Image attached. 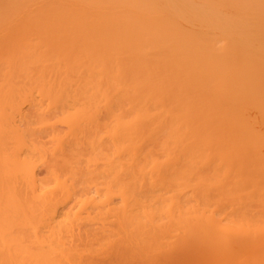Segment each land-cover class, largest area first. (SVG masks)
Listing matches in <instances>:
<instances>
[{
    "label": "bare ground",
    "instance_id": "obj_1",
    "mask_svg": "<svg viewBox=\"0 0 264 264\" xmlns=\"http://www.w3.org/2000/svg\"><path fill=\"white\" fill-rule=\"evenodd\" d=\"M53 1L57 4L54 16L50 19L41 15L35 18L34 14L40 9L39 3L35 10L24 13V15H32L28 22H22L18 10L0 7V264H13L16 260L20 264H56L57 261L59 262L57 264L60 262L66 264H223L220 252L211 248L217 238L215 236V232L219 231L217 228L213 231L215 240L213 238L212 241L202 240L199 236L197 238V235L189 230L185 232L180 241L173 245L146 250L139 249L138 244L133 247L131 242H128V233H124V236L120 235L121 230L129 224V215L124 211L129 206L132 187L129 181L124 183L120 180L115 162L117 163L118 154L121 152L119 143L123 142L121 144L123 145L125 141H129V144L126 143L130 149L135 143L133 135L139 129L134 126L135 120H132L131 116L129 118L128 115L125 116L127 120L119 116V107L122 108L124 105L122 99L119 103L123 93L119 95V90L115 91L101 84L99 75L95 78L91 75L88 78L86 69L91 70V74L94 73L92 70L94 66H98L100 71L104 69L106 65L102 60V51L109 52L111 50L109 48L117 45L115 42L119 41L118 39L116 41V38H120V43H122L120 50L126 47L124 42L129 43L127 41L129 37H134L136 42L137 40L141 42L143 39L145 42L147 38L150 43H157H153L157 47L151 46L152 43L150 45L147 41L148 47L143 44V47H146L144 49L139 46L142 41L140 44L138 42V48L135 43L132 45L135 48L131 49L133 51L128 50L130 49L129 44V48L125 49L126 53H123V48L121 50L124 54V56L121 54L123 61L127 59L125 56L131 57V53L136 52L138 60L139 58L141 61L145 60L146 65L142 66H147V70L143 69L147 71V74L144 73V79L136 80L137 78H134L138 74L136 72L140 71L137 67L144 61L139 63L140 61L135 60L137 67L132 64H135L134 60L131 64L129 62L137 70L135 72L134 68L123 65L129 68L125 71H130V76L134 78V81L130 78L131 82L126 80L127 84H130L128 85L130 89L134 88L133 90L136 91L138 88L145 87V92H147L146 88H150L149 94L145 93V97L153 95L155 98L144 97L143 102L149 99L152 103L155 101L158 107L165 105L166 102L171 105L173 103V109L175 105L176 107L178 105V108L174 110L179 109L178 116L182 115L183 118L188 117L189 112L192 111L191 107L195 106L191 101V110L188 108V102L191 100L188 94L192 91L197 90L199 93L194 102L197 101V105L206 106V111L212 112L210 114L213 119H215L214 115L217 119L220 117L217 108L214 110L215 103L219 104L222 99L226 98L222 97L227 95L226 99L229 103L227 104L228 110L225 108L227 110L225 112L230 113L228 115L235 113V119L230 120L232 124L233 121H238L236 118V115L240 113L238 108L243 104L237 99H240L241 95H246L245 92V94L237 95L235 88L237 84L233 83L237 82V78L234 77L237 76L236 74L239 76L240 73L244 76L245 72H251L255 77L259 74L258 70L261 73L264 72V0H195L190 1L189 5L184 4L186 0ZM192 10L195 14L191 15ZM186 11L191 16L185 17L183 14ZM101 22L105 29L93 28V25ZM182 26L185 29L180 30ZM222 26H226L227 30H224L223 35L215 40V43L218 40L224 41L222 47V43L205 42L206 32H210L212 27L219 29ZM195 28H201V32L199 33V30ZM53 30L56 32L52 36ZM58 33H60L59 36ZM88 34L93 37L91 44L88 42L85 44V40L90 38ZM102 38H104L102 41L106 40L109 44L104 42L99 46ZM239 38L244 42L242 41L236 50L232 45L237 41L232 44L229 41L234 39L239 41ZM203 41L209 45L206 47ZM214 45L218 46V49ZM49 46H51L50 49ZM155 50L162 51L166 55L162 57V54L155 53ZM117 51L120 54V51ZM93 53L94 55L99 54L95 57ZM94 58L97 60L95 61ZM246 60L251 61L252 64L246 62L248 63L246 65ZM243 63L246 66H241ZM238 66L247 71L241 70L242 73L238 70L237 73ZM231 68L236 70L232 72ZM230 69L232 73L236 72L232 74L234 76L232 78ZM204 70L207 73L213 71L209 74L211 79L215 74L222 73L223 75L228 70L227 76L231 79L226 78L230 85L228 84L225 90L219 92L221 90H217L218 87L207 84L205 79L207 76L202 72ZM254 70H257L256 75H253ZM132 72L135 74L133 75ZM194 73L197 74L194 75ZM188 74L190 76L193 74L192 78ZM251 74L248 75L249 78L252 77ZM259 75L262 76V74ZM245 78L247 79L246 76ZM253 80L250 79L252 83ZM261 80L264 81L263 78ZM124 82L126 87V82ZM169 84L173 88V90L169 89L171 90L168 94L169 97L171 95L170 98L166 97L168 88L164 87L165 85L170 86ZM231 84L235 87L233 88ZM254 84L256 82L252 84L253 86L250 85L254 87ZM129 87L126 88L128 91ZM162 89L166 93H163ZM127 90H124L125 94H128ZM160 91L163 96L157 95ZM132 93L133 97L138 92L133 93L134 95ZM186 93L187 98L183 97V99L182 95ZM263 93L261 92L262 96ZM131 95L125 96V101L130 102ZM235 95L238 97L233 98ZM164 98H167V101ZM260 98L263 102L264 99ZM133 99L139 98L134 97ZM182 102L186 105L184 106ZM133 103L130 102L129 105ZM236 104L238 105L234 109ZM251 104L244 103L248 106ZM125 106L123 109L127 110L128 107L125 108ZM248 106L246 108L251 109ZM130 109L132 110L131 106ZM225 112L220 113L223 115ZM164 115L162 113L160 118L157 116V124L159 123L157 126L160 127L162 124L165 129L170 125L165 118L163 119ZM221 117L223 118L224 115ZM229 117L234 118L232 115ZM222 118H220L221 121L224 120ZM225 120L223 122L213 120L209 130L215 132L211 131L210 134L213 132V136H216L215 134L221 132L216 128L221 127L224 132L232 134V126L230 123L231 128L229 124L224 126ZM235 125L234 123L233 127ZM237 126L236 129L234 128L235 131L238 129ZM226 127H229V131H226ZM233 135L228 136L229 139L233 138ZM244 139H240L243 143L239 140L242 147L237 145L242 150H245L243 145L247 141ZM130 143L133 145L130 146ZM230 145L229 143L228 146ZM252 148L254 147L249 149L254 150ZM249 149L248 154L252 156L254 152H249ZM237 152L240 153L241 150ZM129 157L127 164L130 166L132 160ZM243 169L242 167L240 171ZM256 171L260 173L261 169H256ZM238 173L236 176L241 177H238L237 181L242 183V179L239 180V178H243V175H238ZM259 173H253L255 176L260 175L258 176L260 179L253 175L254 179L259 180L257 183L264 184L262 181L264 174L261 177ZM118 180L124 184L121 182L122 184L119 185ZM239 245L245 250V256L242 261L239 260L234 264H264V231L254 236L243 234ZM81 249L82 252L87 251L85 255H89L82 258V255H79Z\"/></svg>",
    "mask_w": 264,
    "mask_h": 264
},
{
    "label": "rangeland",
    "instance_id": "obj_2",
    "mask_svg": "<svg viewBox=\"0 0 264 264\" xmlns=\"http://www.w3.org/2000/svg\"><path fill=\"white\" fill-rule=\"evenodd\" d=\"M186 1H187V3H186ZM186 1H184V4L189 5L190 1L192 2L195 0H186ZM37 4H39L40 9L38 12H36L34 14L35 18L37 16L41 15L43 17L45 16V17L50 19L51 16L55 15L57 4H55L53 0L52 1L51 0H0V7L12 8V9L18 10L20 13V16L22 18V22H28L29 17H31L32 15H27V14L24 15V13L29 12V11L32 12V10H35L38 7ZM190 4H192V3H190ZM193 4H194V2H193ZM178 5H179V3H178ZM33 12H35V11H33ZM184 13L188 14V11H186ZM192 13H193V10H192V12L190 11L191 15H192ZM185 14H183L185 17L191 16L190 14H188V15H185ZM193 14H195V13H193ZM31 20H33V19H31ZM31 23H32V21H31ZM23 24H25V23H23ZM32 25H34V24H32ZM79 26H80V24L77 25L78 28H79ZM30 27H31V25H30ZM61 27H62L61 29L64 30L63 26H61ZM94 27L99 28V29L101 28V30L105 29V26H103L102 22L99 23L98 25H93V28ZM195 27H199V26H195ZM59 28L60 27H58V29ZM87 28H89V27H87ZM212 28L213 29H210V32L208 31L210 34H208V32H206L207 33V36H206V33H205V36H204L205 42L210 43L211 41H214L213 43H215V40L219 39L220 36L223 35L224 30H227L226 26H224V27L222 26L219 29L217 27H212ZM85 29H86V27H85ZM91 29H92V26H91ZM182 29H185V28L182 26L180 28V30H182ZM200 29L195 28V30H199V33L201 32ZM62 30H59V31L63 33ZM92 31H94V30H92ZM183 31H185V30H183ZM55 32L56 31L53 30L52 36L55 35L54 34ZM57 32H58V30H57ZM194 32L196 33L198 31H194ZM225 32H227V31H225ZM91 33L93 34V32H91ZM59 34L60 33H58V36H59ZM213 34H215V36H213ZM88 35H90V34H88ZM87 36H86V38H87ZM208 36L211 39L208 38ZM213 37H214V40H213ZM92 38L93 37L90 35L89 40H87V39L85 40V44L87 42H88V44L89 43L91 44ZM129 38L127 40V41H129V43L124 42L126 47H122L123 50L121 48V50L124 51L123 53H126L125 49H128L130 47V49H128V50H131L134 47L132 45L135 43L136 45L135 44L134 45L137 46V44L139 42L138 40L136 42V40H134L135 39L134 37H131L130 39L132 40L134 38L133 40L135 42L133 40H132L133 41L132 42ZM103 39L104 38H102L100 40L101 42H100L99 46L101 44L103 45L104 42L107 43L106 40L102 41ZM117 39L119 42H115V44L117 43L118 46L115 45L113 47L114 48L113 51H112L113 48H109V49H111L109 52L107 51L109 49L105 50L107 52L102 51V55H103L102 60H104V63L106 65L104 67V69H101V71H100L98 66H94L92 69L94 73L91 74L92 73V72H90L91 70L86 69V71H88V73L90 72L89 73L90 75L87 72H86V75L88 76V78L91 75H93L94 78L99 75L100 82H102L101 84H104V86L107 85L111 89H114L115 91L119 90L118 94L123 93L122 95L124 97L121 95L123 98L118 96V97H120L119 103H120L121 99H122V101L123 100L125 101V96H127L128 94L131 95L132 92L134 94L138 92L135 95L139 99H133L132 100V98H134V97L137 98L133 93L132 94L134 96L133 97H132V95L130 96L131 101L130 100L129 101L131 103H133L132 101H134L133 105L132 104L129 105L130 102H128V101H125V102L123 101V103H124L123 107L126 104L127 105L125 106V108L128 107V105H129L127 110L123 109V107L122 108L119 107V110L121 111V113L119 111L120 118L123 119L125 116L127 117V115H128V118H129V116H131L132 120H135V122L133 121L134 126L138 127V129H139V131H137L136 130L137 128H134L137 131V132L135 131V133L133 135L134 140L132 138L133 142H135V143H134V145L132 144L133 146L130 143V146H132V147H130V149H128V145H127V143L129 144V141H125L123 145H121L123 142L120 141L121 142V144L119 143L120 149L119 148L118 149L121 152H119V154H118V158L116 160L117 163L115 162V165H116L115 168H117V171L120 174V176H119L120 180L124 181V183H125V181L126 182L129 181V183L131 184V187H132V190H131L132 197H131V200H129V204H128L129 206L127 205L128 207H126L125 208L126 210L124 211L126 214L129 215V218H128L129 224L126 226V228L124 230H121L122 232L120 233V235L124 236V233H128V235H129L128 242H131L133 247H136V244H138L139 249L146 250L148 248H150V249L166 248L169 245H173V244L177 243L178 241H180V239L184 236L186 231L191 230V232H194L197 235V238L199 236L202 240L207 241V239L211 240L213 238L215 240V236L217 237L216 240L211 245V248L217 249L220 252V254L222 255V258H223V264H234L235 262H237L239 260L242 261L243 257L245 256V250L239 245V241H240L241 236L243 234H249V235L254 236L256 234L258 235L261 231H264V188H263L264 184L262 183L263 184L262 185L261 182L257 183L259 181L258 179H260V177L258 178V176H260V175H258V176L256 175L258 179H254L256 176H255V174H253V173H259V171L258 172L256 171V169H259V168L261 169L260 173L263 170V172L261 173V177L264 174V124H263L264 121H261L262 119H264L262 117L263 116L262 113L264 110V107H263L264 106V100L262 102V100L260 98V97H262V99H264L263 98L264 88H262V86L264 84V83L262 84V82H264V81H262V80L260 81V79H262V78L264 80V77H262L264 72H262V73H261V71L259 72V70L256 67V69L258 71L254 70L255 72L253 71L254 72L253 75H256L257 73H259V74H262V76H260L258 74L255 76L256 77L255 78L254 76H252L251 72L246 73L245 72V71H247L246 69L244 71V70H242L243 69L242 67L240 69L238 66L237 73L239 70V72L244 71L247 74L246 75L244 73L243 74L244 76L240 75L241 73L239 74V76H241L240 78H244L242 80L239 78V76H238V74H236V72L232 73L236 69L233 70L234 68H231L233 70L232 72H231V69L229 70V72H231L230 73L231 78L233 76L232 74L237 75L235 77L233 76L235 79L237 78V80H236L237 82H233L234 84L235 83L237 84V85L235 84L236 87L231 84L233 86V88L234 87L236 88L237 95L238 94L241 95V93L242 94L246 93V95H244V96L239 95L241 98L237 99L240 101L241 104L242 103L243 104L239 105V108H238V109H240V111L238 110V112H240V113L238 114V112H237L238 115H236V118L238 121H236V122L233 121L236 124L235 127L238 125L237 126L238 129L235 131L236 128L233 127L234 123L231 124V122H230V120L232 121L233 119H235V117H234L235 113H233V114L231 113V115L234 117V118H232V117H229L231 115H228L230 113L227 114L225 112V110H226L225 108H227V110H228L227 104L229 103L228 99H226L227 95H225L223 97L221 96L222 98H225V97L226 98L222 99V101H220L219 104L215 103L214 110L217 108V111L220 114L219 119H217V116L215 117V115H214L215 119H213V117L210 114L212 112L210 111V113H208V111H206V106L197 105L196 104L197 101L194 102V99L196 98L197 94L199 95L197 90L192 91V93L188 94V98L190 96V99H191L188 102V104H189L188 108L190 109V107H191V101H193V103H194L193 105H195V106L191 107L192 111L189 112L190 115L186 118H183L182 115L178 116V114L180 113L178 111L179 109L174 110L175 108H178V105H177V107L175 105V108L173 109V107H172V105H174L173 103H172V105H171V103L169 104L168 102H166V104L168 103L169 105L168 104L167 105L162 104V106H161L162 108L164 105V108L162 109L160 107V105H159L160 108L155 105V103H156L155 101L152 103V101H149V99H148V101H149L148 102V101H146L147 100L146 99L145 100L146 102L145 101L143 102L144 97L149 94L148 91L150 90V88H146L148 90L147 92H145L146 91L145 87L138 88L139 91L137 89L136 90L137 92H136L135 90H133L134 88L130 89V87L128 86L130 84H127V81L129 80L128 82H131L130 78H132L133 81H134V78H137L136 80L144 79V77H145L144 73L147 74V71H145V70H147V68H146L147 66H145L146 65L145 60L142 59V61H144V63L141 61L140 58L138 60L136 57V54H135L136 52H135V53H133L134 55L131 53V55H130L131 57H129V55L125 56L127 59L123 61L122 55L124 56V54H122L121 50L119 49L122 46V43H120V38H116V41H117ZM208 39H210V40H208ZM53 40H54V38H53ZM55 40H57V38ZM58 41H60V40H58ZM121 41H122V39H121ZM147 41H148V39L146 38L145 42L147 43ZM218 41L215 44H218V43L221 44L222 43L221 44V47H222L224 45V41H219V42ZM236 41H237L238 45H237V43L236 44L234 43ZM242 41L243 40H241V38H239V41L234 39V40L229 41V42L231 44L233 42L236 46H234V44H233L232 47H235V49L237 50L236 47L237 46L239 47V44L241 45ZM141 42H139V44ZM145 42L143 41L141 43V45H139V44L138 45L143 47V44H144V46L146 45V47H148V43L145 44ZM58 43L60 44V42H58ZM111 43H113V42H111ZM151 43H152V45H151ZM151 43H150L151 46L157 47L156 45L153 44L155 42H151ZM209 43L208 44L205 43L206 47L209 45ZM213 43H211V44L213 45ZM107 44H109V43H107ZM119 44H121V45L119 46ZM124 44H123V46H124ZM128 44H129V47H128ZM155 44H157V43H155ZM56 46L57 45H55V47ZM104 46L106 47V44ZM214 46L216 47V45H214ZM50 47L51 46H49V49H50ZM115 47H118V48L115 49ZM141 47H139V48H141ZM146 47H143V48L145 49ZM184 47H186V46L184 45ZM53 48H54V46H53ZM137 48H138V46H137ZM181 48H182V46H181ZM216 48L218 49V46ZM219 48H220V46H219ZM134 49L135 48H133V50ZM102 50H103V48H102ZM117 50L120 51V54H118ZM133 50H131V51H133ZM179 50H180V47H179ZM131 51H129V53ZM103 52H104V54H103ZM156 52H158V51L155 50V53ZM159 52L158 53L160 55L162 54L161 55L162 57H164L166 55V53L163 54L162 51H159ZM164 52H166V51H164ZM94 53L92 55H94ZM155 53H153V54L157 56V54H155ZM97 54H99V53H97ZM97 54H95V55H97ZM158 57H160V56L158 55ZM89 58H91V57H89ZM92 58H93V56H92ZM99 59H100V55H99ZM94 60L96 61L97 58L96 59L94 58ZM133 60H134V62H135V60L136 61L138 60V61H140L139 63L142 62V64L138 65V67H137L136 62H135V64L132 63ZM95 61H92V62L95 63ZM129 62H130V64L132 63L133 65H135V67H137L138 70L140 69L139 72H136L138 74H136L134 78L132 75H131L132 77L130 76V74H131L130 71H129L130 73L125 71L126 69L129 70V68L135 69V67H132L129 64ZM246 62H249L250 64H252L251 61L246 60L245 64H246ZM143 64H145V65L142 66ZM123 65L127 66V67L130 66V67L125 68V67H123ZM246 65H248V63ZM246 65H244V63H243L241 66H246ZM120 66H121V72H120ZM252 66L253 65H251V67ZM118 67H119V70H118ZM144 68H145V70H143ZM248 68H250V67H248ZM117 70L119 73L117 72ZM142 70H143V72H142ZM133 71L135 72L137 70L135 69ZM256 71H257V73H256ZM202 72H204V74H206V76H207L205 78L207 81V84L210 83V84H212V86L218 87L217 90H221L219 92H222L223 90H225L228 87V84H229L228 78L230 76H227V74L229 72H227V73L225 72V73H223V75H222V73L217 72L218 75L215 74V76L212 79H211V77H209V74H210V72L213 73V71H210L209 73H207V71L204 70ZM100 73L102 75H100ZM84 74H85V72H84ZM134 74L135 73H133V75ZM190 74H188V75L190 76ZM195 74H197V73H194V75ZM198 74H200V73H198ZM250 74L252 76L251 78L248 77V75L250 76ZM192 76H193V74L190 76V78H192ZM245 76L247 77V79L245 78ZM259 76H260V78H259ZM226 77H228V78H226ZM231 78H229V79H231ZM91 79H92V77H91ZM97 79H98V77H97ZM213 79H214V81H213ZM250 79L254 81L253 83L256 82V84H254L255 85L254 87H252L253 83H252V81H250ZM95 80H93V81H95ZM124 80L126 83L124 82ZM136 80H135V82H136ZM255 80H257V81H255ZM226 81H228V82H226ZM123 82L129 87V91L126 89L128 87L127 86L125 87ZM188 82H190V80H188ZM258 83H261L262 86L258 85ZM193 84H192V86H193ZM169 85L170 86H167V87H166V85L164 86L165 88H168V90L165 89V91L167 90V95L165 94L166 97H169L168 94H170L171 90H173L171 84H169ZM209 86L211 87V85H209ZM249 86L251 88H249ZM169 87H171V88H169ZM123 88H125L124 90H127L128 94H125L126 92L123 90ZM131 88H132V85H131ZM213 88H211V89H213ZM261 88H262V90H260ZM143 89H144V91H143ZM169 89H171V90H169ZM130 90L132 92H130ZM198 90H200V89H198ZM246 90H250V91L246 92ZM181 91L183 92V90H181ZM190 91H187V92H190ZM236 91H235V94H236ZM253 91H254V93H252ZM255 91L258 94H256ZM162 92H163V89H162ZM261 92L263 93V96H262ZM145 93H146V95H145ZM163 93H166V92H163ZM176 93H178V92H176ZM247 93H248V95H247ZM138 94H141V95H138ZM254 94H255L257 100H256ZM157 95L163 96V95H161V91ZM237 95H235V97H233V98H236ZM257 95H258V97H257ZM149 96H147L145 98H148V97L149 98H151V97L155 98V96H153V95L152 96L149 95ZM246 96H247V98H245ZM127 97H129V96H127ZM170 97H171V95H170ZM179 97H180V95H179ZM183 97L187 98V93L182 95V98ZM230 97H231V95H230ZM164 99L167 101V98H164ZM175 100L178 101L177 99H175ZM224 100H225V102L228 101V102H226V107H225ZM254 100H255V102H253ZM258 100L261 104H259ZM235 101H236V99H235ZM247 101H248V103H247ZM205 102H207V101H205ZM163 103H165V102H163ZM213 103H214V101H213ZM235 103H237V101ZM244 103L248 104V105L251 103H255L257 105L251 104L250 106H248V105H244ZM158 104H160V103H158ZM184 104L185 103H183V105ZM120 105L122 106V102ZM180 105H182V104L180 103ZM209 105H211V103ZM237 105L238 104L234 105L235 106L234 109H236ZM130 106L132 107V110L130 109ZM234 106L232 105L231 108L233 109ZM246 106L251 107V109L250 108L247 109ZM253 106H255V107H253ZM262 107H263V109H262ZM171 108L173 109L172 111H170ZM187 109H185V110H187ZM211 109H212V107H211ZM129 110H131L132 113ZM207 110H209V109H207ZM122 111H124L125 113L124 112L122 113ZM166 111H169V112H166ZM220 112H225V114L223 113V115H224L223 118H224V120L226 119L224 122L225 125L223 123L222 124L224 126H228V124L230 123L232 128L230 127V124H229V127L232 130L231 131L232 134H230V133L228 134V132H224V130L221 129L223 127H221V128L218 127L219 129L216 128V130H219V131L221 130V132L223 133V136H222L221 132L218 134H215L216 136H213V132H215L213 130H211L213 132H212V134H210L211 131L209 129H210V126H211L213 120H215L216 122H217V120L219 122L224 121V120L221 121V119H220V118H222L221 116H223L222 113H220ZM232 112H234V110ZM162 113H164L166 115V116L164 115L163 119L165 118L168 125H170V126H168L170 129L168 127H166L167 130H166V128L164 129L162 124L160 127L157 126L159 124V123L157 124V121H158L157 116L160 114V117H161ZM213 113H215V112H213ZM123 114H125V115H123ZM130 114H132V115H130ZM225 115H227V117ZM237 116H239V117H237ZM126 117L124 118L125 120H127ZM220 126H221V124H220ZM161 127H163L162 129L166 130V131L162 132L163 130L161 129ZM229 127H226L227 128L226 131H229V129H228ZM211 128L213 129V127H211ZM160 130H162V131H160ZM224 133L226 134L227 137L224 136L225 135ZM233 133L235 135H233ZM231 135H233V138L231 137L229 139L228 136H231ZM244 137H245V139H244ZM246 137L248 139H246ZM241 138H243L244 140H247L248 142L247 141L246 142L249 143L247 145L248 147H246L247 143L244 142L245 145H243L244 146L243 149H245L246 151L242 150V148H241L242 143H243L242 140H240ZM249 139L251 141H249ZM226 142L228 143V145H229V143L232 145V146L230 145L231 148H230V146L227 145ZM239 142H240V144H239ZM253 144L255 146H253ZM234 145H235V147L237 145H239L241 147L239 148L237 146L235 148ZM251 147H254V148H252L254 150H250L249 148H251ZM248 149H249V152L250 151H251V153L254 152V153H252V156L250 155L252 158V161H251L250 156H249L250 153L248 154V151H247ZM234 150L236 152L238 150H241V152L240 153L237 152L238 153L237 154ZM128 157H129V159L131 158V160H132V161L130 160L132 163L131 164L132 166L130 165L131 167L127 164ZM246 160H249V161H246ZM130 161H129V163H130ZM245 161H246V164H244ZM243 165H245V167ZM242 167L244 168L242 170L244 173L242 171H240V169H242ZM238 171H239V173H238ZM241 172H242V174H241ZM236 173H238V175H240V174L243 175L242 176L243 178H239V180L242 179V183H241V181H237L238 177H241V176H236L237 175ZM263 178H264V176H263ZM122 181L118 180V182H120L119 185H121L123 183ZM253 181H254V183H253ZM255 181H256V183H255ZM262 181H264V179H262ZM257 185H258V187H257ZM215 228H217L219 230V231L215 232L216 234L213 233ZM214 234H215V236H214ZM83 251L84 252H82V249H81V251H79V252H81V254L79 253V255H82V258H83V256L85 257L86 255L87 256L89 255V254H86V255L84 254L86 250H83ZM77 254H78V252H77ZM16 261L14 262L15 264H20L19 261L18 262H16ZM20 261H21V259H20ZM57 263H59V262L57 261L56 264ZM61 263L62 262H60V264ZM64 263L65 262H63L62 264H64Z\"/></svg>",
    "mask_w": 264,
    "mask_h": 264
}]
</instances>
